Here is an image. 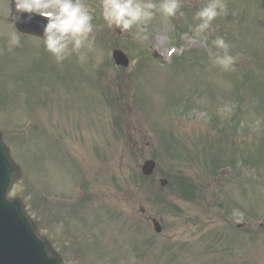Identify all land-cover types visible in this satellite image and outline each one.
Segmentation results:
<instances>
[{"label":"rangeland","instance_id":"obj_1","mask_svg":"<svg viewBox=\"0 0 264 264\" xmlns=\"http://www.w3.org/2000/svg\"><path fill=\"white\" fill-rule=\"evenodd\" d=\"M83 2L94 44L85 62L73 53L58 64L36 37L18 33L20 46L8 50L16 30L0 0V132L22 172L9 196L64 264H264V0H226L228 22L219 16L196 40L206 0H181L175 17L157 13L144 40L135 28L109 29L102 0ZM216 36L237 57L231 70L208 58ZM115 48L128 67L114 65ZM137 68L149 83L145 103ZM146 159L156 161L149 178ZM52 195L77 202L53 205Z\"/></svg>","mask_w":264,"mask_h":264},{"label":"clouds","instance_id":"obj_2","mask_svg":"<svg viewBox=\"0 0 264 264\" xmlns=\"http://www.w3.org/2000/svg\"><path fill=\"white\" fill-rule=\"evenodd\" d=\"M15 23L30 24L35 16L46 18L43 33L40 37L44 47L59 64L71 54H77L83 63L87 59V51L91 50L95 37L93 14L90 5L83 0H12ZM226 0H206L204 5L194 14L199 21L193 28V40L206 39L213 21L227 14ZM181 9V0H102L101 16L109 29H119L127 33L136 29L135 36L147 39L146 27L157 13L165 17H175ZM18 30L8 34L7 48L11 51L20 46ZM210 61L221 69L231 70L237 57L230 54V45L222 36L211 40L207 49Z\"/></svg>","mask_w":264,"mask_h":264},{"label":"water","instance_id":"obj_3","mask_svg":"<svg viewBox=\"0 0 264 264\" xmlns=\"http://www.w3.org/2000/svg\"><path fill=\"white\" fill-rule=\"evenodd\" d=\"M12 15H15V12H14V5H12V14L10 16V20L12 21L11 17ZM13 23V21H12ZM46 23V20L43 18H38V17H34L32 22L30 24H24V23H15V26L16 28L21 31V32H24V33H31V34H34V35H37V36H41L42 33H43V25ZM114 57L115 59L119 62H122L124 63L123 61L120 60L121 58V53L119 52H114ZM0 150L2 151V153L4 154L5 158L7 159V162L8 164L11 165L12 167V175L10 176L11 177V180L10 182H12V180L17 177L19 175V170L18 168H16L10 161L9 157H8V154H7V151H6V148L1 144V141H0ZM14 167V168H13ZM10 182H8V184H6L5 186V189H1L0 190V204L2 205L1 208L3 210H5V215L7 216V220L9 223H11V219H13V216L14 218H16L17 220L19 219V216L21 218V224H23V227L25 225V227L27 228V231L29 233V235H37L36 232H35V229H34V226L33 224L29 221V219L25 216V214L23 213V211L21 209H19L18 213L15 211V209H17L15 206L13 205H9V201L8 200H5L3 196H5V190L8 189L9 187V184ZM8 202V205H6L5 203ZM17 205H19V202L17 201ZM4 230H6L4 228ZM7 233V232H6ZM5 234L1 233L0 234V242L3 241V237ZM50 256L52 257V255L50 254Z\"/></svg>","mask_w":264,"mask_h":264}]
</instances>
